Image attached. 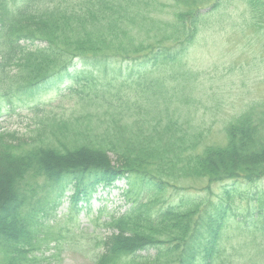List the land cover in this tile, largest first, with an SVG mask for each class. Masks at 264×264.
Instances as JSON below:
<instances>
[{"label":"trees","instance_id":"1","mask_svg":"<svg viewBox=\"0 0 264 264\" xmlns=\"http://www.w3.org/2000/svg\"><path fill=\"white\" fill-rule=\"evenodd\" d=\"M228 1L0 0L4 112L11 115L14 101L33 99L65 78L73 103L104 111L103 118L92 114L101 122L99 133L58 124L49 128L43 123L49 112L39 104L29 105L38 115L26 134L0 124L4 264H50L39 263L36 255L41 219L35 209L26 211L42 185L19 189L26 175H40L48 185L67 179L72 202L121 178L147 186L148 195L153 190V198L135 197L102 224L108 234L96 241L93 264L115 258L123 264H259L264 207L245 218L241 242L255 247L246 259L239 257L243 244L230 240L224 247L223 221L238 184L264 179V101L230 120L224 143L210 141L211 132L190 125L194 115L181 114L180 107H192L188 89L195 79L183 68V58L206 17ZM242 1L258 33H264V0ZM180 181L201 183L203 194L153 208L158 192L184 190ZM220 183L213 200L212 184Z\"/></svg>","mask_w":264,"mask_h":264},{"label":"rangeland","instance_id":"2","mask_svg":"<svg viewBox=\"0 0 264 264\" xmlns=\"http://www.w3.org/2000/svg\"><path fill=\"white\" fill-rule=\"evenodd\" d=\"M228 3L226 7L206 17L208 22L199 29L183 58V68L192 73L195 79L190 80L192 89H188L192 107L183 110L184 106H180L181 114H193L190 116V125L208 130L212 134L210 141L217 143L225 142L223 129L234 116L250 105L259 107L264 101V33H258L242 0H230ZM64 80L66 78L59 80V85L41 91L26 102L14 101L11 115L4 112L5 107H1V101L0 123L6 124L9 129L25 132L38 115H33L29 105L39 104L45 106L44 112H49L43 121L49 128L54 129L58 124L99 133L101 122L97 117L92 118V114L98 113L103 118V108L93 104L86 106L73 103V95L67 94V83ZM167 81L171 87L173 81ZM56 120L61 122L57 123ZM129 121L131 123V118L124 117L123 122ZM110 157L113 159L112 155ZM45 180L40 175L35 178L34 175H26L19 188L24 191V187L34 183L42 185L34 191L35 202L26 206V211L35 209L34 216L41 219L39 222L42 225L36 234L40 237V247L36 252L41 260L39 263L93 264L98 246L96 241H99L100 236L108 234L102 224L111 215L122 213L135 197L153 198V190L150 189L148 195L147 186L142 187L136 180L127 182L126 179H120L111 185L99 186L87 199L72 202V183L63 179L48 185ZM178 184L184 186L181 187L184 190L165 189L158 192L153 208L174 204L188 195L203 194L198 189L201 183L180 181ZM189 184L194 187L188 188ZM221 185L212 184L213 200L218 199ZM238 186L239 194L231 197L226 210L228 221H223L226 226L223 245L228 247L230 240L234 244L236 241L238 245L243 244L242 255L239 256L242 260L249 256V251L255 252V247L248 246L246 241L241 242V238L245 236L242 231L246 232L243 224L249 220L245 219L246 216L252 214L258 205L264 207V179L253 184L239 183ZM113 233H116L115 230ZM263 258L259 256V264H264ZM3 261L4 258L0 257V264H4ZM112 263L123 264L119 258L109 264Z\"/></svg>","mask_w":264,"mask_h":264}]
</instances>
